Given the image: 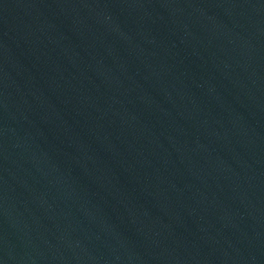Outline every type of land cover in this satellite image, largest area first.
I'll use <instances>...</instances> for the list:
<instances>
[{"label": "water", "instance_id": "water-1", "mask_svg": "<svg viewBox=\"0 0 264 264\" xmlns=\"http://www.w3.org/2000/svg\"><path fill=\"white\" fill-rule=\"evenodd\" d=\"M0 264H264V0H0Z\"/></svg>", "mask_w": 264, "mask_h": 264}]
</instances>
